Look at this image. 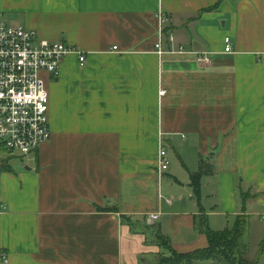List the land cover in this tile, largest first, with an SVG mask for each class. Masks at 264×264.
I'll return each instance as SVG.
<instances>
[{
    "label": "crops",
    "instance_id": "1",
    "mask_svg": "<svg viewBox=\"0 0 264 264\" xmlns=\"http://www.w3.org/2000/svg\"><path fill=\"white\" fill-rule=\"evenodd\" d=\"M159 10L174 35L163 54ZM0 12L87 52L45 75L50 140L0 168V264H158L157 236L205 248L203 216L223 230L243 211L247 245L253 231L263 247L264 0H0ZM180 46L210 61L169 52Z\"/></svg>",
    "mask_w": 264,
    "mask_h": 264
},
{
    "label": "built area",
    "instance_id": "2",
    "mask_svg": "<svg viewBox=\"0 0 264 264\" xmlns=\"http://www.w3.org/2000/svg\"><path fill=\"white\" fill-rule=\"evenodd\" d=\"M157 18L155 48L163 54L164 42H174V35L166 33L169 18L162 10ZM225 41V51L231 52L230 37ZM169 52L194 54L200 63L209 62L211 54L210 51L186 50L182 46ZM70 54H76L82 66L87 63V52L79 46L42 38L23 24L5 21L0 12V168L6 156H29L50 140V94L45 75L57 79ZM169 167L167 150L161 147L158 170L165 172ZM158 217L159 214H150L147 220Z\"/></svg>",
    "mask_w": 264,
    "mask_h": 264
},
{
    "label": "trees",
    "instance_id": "3",
    "mask_svg": "<svg viewBox=\"0 0 264 264\" xmlns=\"http://www.w3.org/2000/svg\"><path fill=\"white\" fill-rule=\"evenodd\" d=\"M4 163L2 164V167ZM204 171L192 174V186L195 193L200 192V178ZM202 230L205 232L208 239V246L205 248L196 249L190 252H177L171 247L168 240L163 236H157L159 245H166L169 254L159 258L158 264H197L199 261L214 260L221 264H242L241 256L248 251V245L245 241L246 234L250 226V216L245 211L237 214L236 221L232 227H227L223 230L211 229L203 216L200 223ZM259 255L264 252V240L261 243Z\"/></svg>",
    "mask_w": 264,
    "mask_h": 264
},
{
    "label": "rangeland",
    "instance_id": "4",
    "mask_svg": "<svg viewBox=\"0 0 264 264\" xmlns=\"http://www.w3.org/2000/svg\"><path fill=\"white\" fill-rule=\"evenodd\" d=\"M3 19L5 20V21H11L10 20V18H9V16H5V15H3ZM11 156H6V158H5V161L3 162V163H7V161H8V159L10 158ZM20 157H22V156H20ZM25 157V156H24ZM27 157H30V156H26L25 158H24V163H31V160H30V158H27ZM30 160V161H29ZM19 162V161H18ZM16 164H18V163H16ZM15 164V165H16ZM176 166H179V164L178 163H176ZM255 239V240H254ZM249 241H250V244L248 245V251L247 252H245L244 254H243V256H241V259L243 260V263L242 264H252V263H254L255 261H256V259H257V257H258V255H259V250L256 252V254H255V249H256V247H257V241H256V238H255V236H254V233H253V231L250 233V235H249ZM256 241V242H255ZM248 244V243H247ZM252 251V252H251ZM151 259L150 260H148L145 264H150L151 263ZM199 264H210V261H208V260H206V261H202V262H200Z\"/></svg>",
    "mask_w": 264,
    "mask_h": 264
}]
</instances>
